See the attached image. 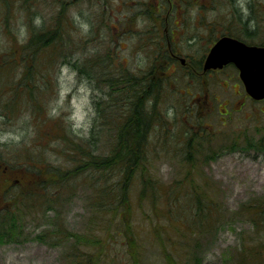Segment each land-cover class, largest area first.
Wrapping results in <instances>:
<instances>
[{
	"label": "rangeland",
	"instance_id": "obj_1",
	"mask_svg": "<svg viewBox=\"0 0 264 264\" xmlns=\"http://www.w3.org/2000/svg\"><path fill=\"white\" fill-rule=\"evenodd\" d=\"M211 1L226 2L0 0V55L18 44L22 59L31 26L60 45L25 86H3L13 68L0 71V87L23 99L0 119V154L50 168L41 178L0 172V264H264V101L246 94L233 67L192 77L168 59L173 42L183 57L208 48L201 17L227 20L217 9L180 16L175 6ZM253 1L250 36L263 42L264 0ZM143 115L147 147L134 153H149L148 165L136 169L128 205L104 213L96 200L118 170L85 167L81 153L114 160L133 127L144 134ZM15 179L13 198L43 191L58 200L19 204L6 194Z\"/></svg>",
	"mask_w": 264,
	"mask_h": 264
},
{
	"label": "trees",
	"instance_id": "obj_2",
	"mask_svg": "<svg viewBox=\"0 0 264 264\" xmlns=\"http://www.w3.org/2000/svg\"><path fill=\"white\" fill-rule=\"evenodd\" d=\"M34 27L35 26H31V34L27 40L21 43L20 47L24 50L22 59L19 58L20 49L18 44L5 46V49L2 50V54L0 55V71L11 66L13 68V74L10 75L9 81L3 84V86L9 87L12 90L19 86H25L29 81V75L36 74L38 68H40V65L45 62L42 61L44 59L43 57L49 54L51 48L60 46L58 39L53 37V34L55 33L50 34L51 31L46 27L40 31H36ZM63 58H65L63 62L67 63L68 59L66 56ZM54 61L56 62L55 59L53 62ZM2 97H6V99L3 100ZM19 100L23 101V99H15V96L11 94V91L3 90L0 87V119L3 118L5 120H11L18 108L20 109L23 107V105H17L16 107V103H18ZM36 102L37 100H35L33 104H39ZM142 118V131L144 134L141 133V137H137L138 132H136V130H134L135 128L133 127L132 135H130L129 138H127L122 143L123 147L120 149L121 153H119L120 151L118 153H113L114 160L111 159L109 162L96 161L91 153H81V157L84 159V162H81V165H84L85 167L87 166L86 162L90 161L92 163L91 166H93L92 169L96 172L103 169H112L111 172H113L115 169L118 170L116 173L118 179L113 177L112 179H114V181L112 185L109 183V181H106L107 185L103 186L101 197L96 200L98 204L103 207L101 210L104 213L110 212V206L116 205L117 203L122 204L126 202V205H128V191L131 188L130 183L134 179L135 175H137L136 169L148 165L150 158L149 153H134L137 151L136 149L139 151L141 149L143 150L144 147H147L146 141L148 140H146V136L150 127V121L147 120V118L145 119L144 115ZM135 145L137 147L136 149ZM13 153L19 152L16 151ZM1 157L4 158V161L0 158V172H4V170H8V168L19 170L22 169L30 174H35L37 178H41L46 174V171H50V168L44 169L45 172L43 173L42 170L38 168V164H36L37 159L35 157L33 161H28L27 163L17 160V154H10L6 157L1 155ZM191 157L192 156L189 155L187 160L189 161ZM89 178L91 179L92 176ZM18 181V179H15L12 185L14 187L12 188L11 186L8 190H6V194H9L8 196H10L12 191L17 190L18 187H16L15 184L18 183ZM35 183L38 184L39 181L35 180ZM18 196L19 195L17 194L14 196V198L12 196L10 197L13 198L15 202H19L21 199L32 198V196H36L37 199H44L43 196H45L47 199L45 204H48L51 202V199L53 197L56 198L57 195L54 193L51 196H48L46 193L44 194L43 191H37L34 193V195L31 194V197L22 196V198H20ZM57 200L58 199L56 198V201ZM30 206L34 207V201H32V199ZM126 208H124V210ZM127 211L129 210L127 209ZM260 213L262 212L260 211ZM16 227L17 226L14 225V228H10V231L7 233V235L13 239L17 236L15 231ZM83 262L84 263L81 264H86V260Z\"/></svg>",
	"mask_w": 264,
	"mask_h": 264
},
{
	"label": "flooded vegetation",
	"instance_id": "obj_3",
	"mask_svg": "<svg viewBox=\"0 0 264 264\" xmlns=\"http://www.w3.org/2000/svg\"><path fill=\"white\" fill-rule=\"evenodd\" d=\"M253 4H255L253 0L251 1L237 0L236 4H229V0H226L225 4H221V5H218L214 1H211V5L209 7L208 6H204V7L198 6V8H196V7H191V6H188V7H183V6L176 7L175 6V11L177 9L178 10L177 13H179L180 16H182L184 13H192L195 10H197L198 14H201L202 11L207 13V12L215 11L217 9V11L224 12L225 14H227L226 15L227 20L225 22H221L218 20L210 21L208 18L201 17V19L198 20L197 25L201 26L206 32L205 36H203V40H204L203 46H206L208 48L205 49V51L199 55V58L197 57L198 54L195 51H194V54L193 53H191L192 55L187 54L186 57H183L182 52L174 51L177 46V43L173 42L174 47L172 48V51H170L168 59H170V56H171L172 59L178 61L180 65L184 67L187 74L192 77L199 76V75L204 76V77H209V76H212L213 74L222 73L227 67H233L238 72V75H239V71L237 67L235 66V64L233 63H228L224 65L223 68L221 69L205 71L204 62L209 54L211 47L218 40L224 37L239 40L249 46H264V41L257 42L253 40L250 36L252 30L255 28V25H256L253 19L257 20V17L255 15V12L251 8H249L247 11V6H251ZM162 9H166V7L162 6L160 10ZM228 14H232L233 18L231 20L228 18ZM247 18H249L248 23L246 22ZM180 23H181V20L179 22V25ZM257 23L259 24V19ZM215 25H220L223 29L219 30L218 27H216ZM193 41H191L190 44L192 43L194 44ZM186 46H188L190 49L192 47L189 44H186ZM189 58H190V61H189Z\"/></svg>",
	"mask_w": 264,
	"mask_h": 264
},
{
	"label": "water",
	"instance_id": "obj_4",
	"mask_svg": "<svg viewBox=\"0 0 264 264\" xmlns=\"http://www.w3.org/2000/svg\"><path fill=\"white\" fill-rule=\"evenodd\" d=\"M228 63H234L239 69L247 94L256 101L264 100V48L222 38L211 49L205 70L222 68Z\"/></svg>",
	"mask_w": 264,
	"mask_h": 264
}]
</instances>
